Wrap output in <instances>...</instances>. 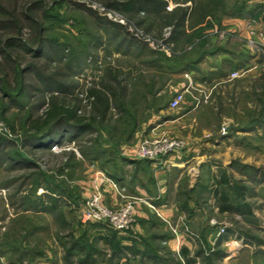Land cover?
Wrapping results in <instances>:
<instances>
[{"label":"rangeland","instance_id":"1","mask_svg":"<svg viewBox=\"0 0 264 264\" xmlns=\"http://www.w3.org/2000/svg\"><path fill=\"white\" fill-rule=\"evenodd\" d=\"M128 1L130 0H0L8 11L12 10L9 2H17L23 11L32 3L37 5L35 10L26 12L36 22L20 21L18 36L26 42L37 41L38 27L42 25L46 29L42 36L47 44L43 54L55 53L59 50L58 44L65 45L66 54L76 50L77 56H81L83 46H87L86 50H89L84 62L78 65L74 61L72 68L67 69L64 62L48 60L45 55L31 57L21 49H4L7 53L16 51L20 57L18 71L13 73L10 70L11 63L4 60L6 53L1 44L12 33L9 29L0 28V52L5 53H0V81L4 88L10 86L9 97L0 93V124L5 128L0 130V135L10 142L0 148V247L6 249L7 246L24 244L27 249L41 250L52 257L47 261L41 256L36 259L38 264H74L66 263L63 259V256H68L69 244L78 240L81 235L89 239L90 234H93L89 242H94V247H91L94 252L91 254H94L97 262H108L110 259L108 264H131V259H117L110 245L118 241L123 244L124 238L130 235L133 236L132 240L138 242V246L148 244L146 249H155L157 258L152 260V257L140 255V261L134 259L135 264H184L180 254L187 247L184 244L186 241L191 246L188 250L195 256L196 264H202L204 258L213 252L221 253V256L212 261L214 264H261L264 251V205L259 198L264 197V148L260 145L255 147L260 141L250 140L251 145L241 143L236 149L227 152L223 150L221 158L219 151L206 150L207 161L194 166V171L198 177L201 175L210 182L199 186L197 182L190 183L188 175L184 174L178 183L182 194L176 199L179 205L173 215L163 214L148 198L134 197L133 193H130L132 196L127 195L117 189L123 195L119 206L127 202H133L134 205V221L129 229H111L117 232L116 238L112 239V232L107 230L106 225L82 221L81 208L89 194L95 170L104 166L101 160L95 165L89 159H80V150H92L96 145L95 139L99 142L96 147L102 148V144L109 146L113 155L106 156L112 157L118 152L122 154L127 147H135L137 151L144 138L162 136L183 142L184 150L180 154H186L190 146L188 140L192 138H188L190 126H194L197 133L210 132V136L216 137V132L225 134L230 126L242 128L258 119L261 121L262 118V122L257 121L258 125L264 123V71L258 70L254 78H251L253 74H246L240 76V79H231L232 86L226 89L214 88L213 82H203V90L193 86L188 91L185 90V79H181L180 74L177 75L205 52L212 51L219 45L233 50L244 45L252 52L246 43L251 38L250 32L264 33V30L253 27L256 25L255 20L247 18L246 25L250 28L247 37L242 39L236 28L229 24L235 18H243L242 14L245 15L244 18L249 16L245 14L250 8L248 0H166L164 12L150 14H144L143 10L127 11L115 5ZM175 6L188 7L180 26L175 25L171 15L167 14ZM262 17L264 21V15ZM6 19L8 15L0 14V20ZM175 30L179 32L176 31L174 38ZM27 66H31L32 70L38 71L43 77L67 86L68 90L72 89L73 96L82 99L78 111L80 115L89 108L84 100L87 89L102 78L109 80L113 77L119 84L127 86L124 104L126 110L121 115L119 110H112L110 122L95 129L96 131L79 133L72 139L68 135L65 141L55 144L58 146L56 150H32L28 143L31 135L26 118L28 112L37 115L43 111L45 106L42 101L45 95L33 91V87L42 86L33 71L25 73L23 93L15 97L21 69ZM183 84L186 87L181 90ZM182 91L185 92L184 101L178 107L171 108L170 101ZM191 109L196 113L184 122L179 134L155 131L146 135L145 132L153 122H157V117L162 113L177 116ZM120 119H126V122H119ZM202 139L204 136L200 138ZM224 155L227 160H224ZM10 156L20 161L27 158V162L32 164L29 167H11ZM221 159L225 166H220ZM115 164L120 165V159ZM106 167L111 169L110 164ZM224 176L227 183L223 188L231 201L235 202V182L245 185L244 200L256 208L257 215L243 216L235 211L220 210L217 198L219 193H215V190L218 187L217 181L225 178ZM189 184L194 186L190 191L187 189ZM201 185H205V191L200 188ZM53 190H60L62 198L70 196L69 199H64L63 205H59L61 215L59 210L55 215H37L34 211L23 213L24 207L29 206L36 195L51 197L49 193ZM54 192L57 194V191ZM188 201L201 205L198 214H194ZM141 209L143 213L146 209L150 210L154 213V218L141 223L142 219L137 215V211ZM222 227L224 231L218 234ZM34 228L38 231L31 236ZM168 234L171 237L168 238ZM154 235L161 239H153ZM108 237L109 239H104ZM169 242L174 249H170ZM199 250L203 251L202 256L195 255ZM84 251H80L81 254L74 261L79 262ZM9 254L11 253L0 257V264H20L8 263L5 256Z\"/></svg>","mask_w":264,"mask_h":264},{"label":"trees","instance_id":"2","mask_svg":"<svg viewBox=\"0 0 264 264\" xmlns=\"http://www.w3.org/2000/svg\"><path fill=\"white\" fill-rule=\"evenodd\" d=\"M14 1V0H13ZM14 3V4H13ZM9 2L8 4H11L12 10L8 11L5 9V6H3L0 3V14L1 15H8V19L6 20H0V28L1 29H9V32L12 33L11 35L7 36L2 42V46L4 49L13 48L15 49H21L22 51L29 53L31 57L36 56H42L45 55L48 60H57V62L61 63L64 62L65 68L69 69L73 62L76 61L78 65H80L81 62H84L86 55L89 53V50H86V47L83 46V50L81 52V56H77L76 50L74 52H71L70 54H66L65 52V45L58 44L59 47L55 53L53 54H43V49L47 47L46 40L42 36V33L46 31L45 28L42 27V25H39L38 27V38L37 41L32 42H26L25 40L21 39L20 36V21L25 22H36L35 19H33L32 16L26 14L29 13L32 10H35L37 5L35 3H32L31 5L27 6L26 10L23 11L20 9L17 5V2ZM16 3V4H15ZM166 0H130L127 3L124 2V4L117 3L115 4L117 8H121L127 11L132 12H138L142 11L144 14H150V13H161L165 11L166 7ZM36 5V6H35ZM122 6V7H121ZM40 7V6H39ZM20 9V10H19ZM24 9V8H23ZM188 7L186 6H175L171 10L167 12V14L171 15V19L173 20V23L175 25L180 26L181 22L184 21V18L187 15ZM180 11V13L177 14V12ZM241 10L240 12H242ZM251 10L249 8L248 11L245 12V14L251 15ZM243 17L245 16L242 14ZM48 17V14L46 18ZM20 25V26H19ZM12 29V30H11ZM177 30H175L173 37L175 38V33ZM179 32V31H177ZM16 34V35H14ZM36 49L34 50V48ZM49 47V46H48ZM5 51V50H4ZM4 53V52H0ZM6 53V54H5ZM5 62L11 63L12 72L15 73L18 71V66L21 64L20 57L17 54L16 51H10L7 53L5 51ZM65 53V54H64ZM68 53V52H67ZM212 53V51H207L203 55L200 56L191 66H187L185 70H193L195 66L198 65V63L205 57L207 54ZM14 56H10V55ZM65 55V58L63 59V56ZM48 57H51L52 59H49ZM2 63L4 62L1 60ZM72 68V67H71ZM107 68V66H106ZM35 72L37 74V78L39 81H41L42 86H35L33 87L34 92H39L40 94L45 95L43 97V105L45 106L43 111L40 114L33 115V113L28 112L27 118H26V125L28 128V131L30 132V139L29 142L31 149H42V150H49L51 151L52 147L58 142L62 143L65 141V138L68 137V135L72 138L77 137V135L80 133H86L88 131H92L95 129H100L99 127L108 124L112 118V110L117 109L120 111V115L125 112L126 108L124 106L125 98H126V90L127 86L123 84H119V82L116 81L115 78L110 77L109 80H106L102 78L98 83H93L86 91V96L84 98L85 102H87V108L84 110L83 114L80 115L78 112L82 99L78 98L77 96H73L72 89L68 90V87H64L62 84H59L56 81L51 80L49 77H43V75H40L36 70H32L31 66H27V68L21 69V78L19 82V87L17 92H15V97H18V95H21L23 93V87H24V75L27 72ZM13 72V73H14ZM4 75L7 76L6 73ZM43 78H46L47 80H44ZM8 85V84H7ZM7 88L3 87V82L0 81V93L3 94L4 97H9V85L5 86ZM47 95V96H46ZM14 97V98H15ZM126 122V119H120L119 122ZM256 121V120H255ZM150 129V127L148 128ZM96 131V130H95ZM3 136L0 135V148H2L8 140L3 139ZM127 137H130L127 135ZM128 140L130 138H127ZM12 142V141H11ZM94 142L96 143L95 147L90 149H82L80 150V159H89L94 164H97L99 160L103 161V167H101L102 170H104L107 175L111 178H113L115 181L119 182L123 180L124 171L123 168L126 164L132 163L133 166L137 167L141 162H148L150 160L146 159H130L126 158L123 154L118 152L114 157L112 156H106L108 154L113 155V152L108 149L109 146L102 144V148L96 147L98 142V139H95ZM10 144V142H8ZM74 156V153H72ZM106 156V157H105ZM75 157V156H74ZM11 160V167L18 166V165H26L27 167L30 166V162L27 158H23V160L20 161L14 159L12 156L9 157ZM120 159L121 164L117 165L115 164L116 160ZM110 164L111 169H107L106 165ZM112 164V165H111ZM69 166V165H68ZM226 176V175H225ZM224 176V177H225ZM217 190H215V193H219V196L217 197L220 203V210L223 212H229V211H235L236 213H239L240 215L246 216L248 213V205L244 200V191L246 189L245 185L238 184L239 182H235L233 188H234V194H235V202H232L230 196L225 192L224 184L227 183V179L221 178L217 181ZM57 191V194H55ZM60 190H53L49 193L50 196L43 197L42 194L36 195L35 199H31L29 202V206L24 207L23 213H28L31 211H34L36 213L34 214H53L58 212L61 215V208L59 205H63L64 199L68 198L69 195L66 196V198H62V194L59 192ZM217 196V195H216ZM51 199V201L49 200ZM73 201V200H72ZM66 205V204H65ZM32 213V212H31ZM55 217V216H54ZM108 231H111V228L108 227ZM38 229L34 228L31 231V236H34ZM111 238L113 239L116 236V231H111ZM84 234V233H83ZM85 235V234H84ZM87 235V234H86ZM91 236L93 234H90ZM86 239V236H82L78 240H73L69 244V248L67 249V253L69 254L73 250H79L84 251L82 253L83 257L80 258L81 264H87L90 262L96 263V259L93 258L94 254H91L94 252V250L91 248L93 245V241L89 242L92 238ZM84 237V238H83ZM88 237V236H87ZM153 239H161L158 235L152 236ZM166 237V236H165ZM167 237H171L169 234ZM166 237V238H167ZM116 238V237H115ZM165 238V239H166ZM104 239H109L104 238ZM84 241V242H83ZM121 242L118 241L117 243L110 244L114 250L113 255H116L117 259L124 257L126 254L124 253V249H126L123 244H120ZM143 246V245H142ZM146 246L148 244L144 245L142 250L141 246H138V242L136 240H133L132 245L130 247H127V249L130 252H133L135 254L136 252H140L141 255H147L149 258L152 257V260H157L155 257V249H146ZM94 247V246H93ZM152 247V246H151ZM148 248V247H147ZM92 249V251H91ZM150 251V252H149ZM7 253H11L15 257L13 258L11 254L9 256H5L8 263H20V264H35V260L41 256L44 255V251L41 250H33V249H27L26 245L21 244L17 245L16 247L7 246L6 249L0 247V257H3ZM151 253V254H149ZM81 254V253H78ZM124 255V256H123ZM182 258L184 259V264H196L195 256L193 257V254L190 253L187 247H184L181 251ZM196 256H202L203 251L199 250L197 253H195ZM217 256H221L220 252H213L208 257H203L204 262L202 264H214V259ZM115 257V256H114ZM93 258V259H92ZM129 259V258H127ZM26 260V261H25ZM161 261H164L160 259ZM111 260L109 259L108 262ZM261 264H264V251H263V259L261 261Z\"/></svg>","mask_w":264,"mask_h":264},{"label":"crops","instance_id":"3","mask_svg":"<svg viewBox=\"0 0 264 264\" xmlns=\"http://www.w3.org/2000/svg\"><path fill=\"white\" fill-rule=\"evenodd\" d=\"M248 3L250 4V10L251 15H249L246 18H235L230 21L229 24L233 26V28H236L239 37L244 39L247 37L248 29L250 26L246 25L247 18L250 20H255L253 27L261 28L264 30V21L262 15H264V0H248ZM261 14V15H260ZM252 17V18H249ZM249 51V52H248ZM258 62H260V56L259 54L255 52H251L247 48H245L244 45L237 49H227L226 47H223L222 45L217 46L216 49L212 50V53L207 54L197 65L196 68L193 70H185L182 73H178L179 77L182 79H185L186 86L191 82L197 89H204L203 82L205 83H211L213 82L214 88H220V89H226L228 87L232 86V80L230 79L229 75L233 70L237 69H246V72L243 75L250 74L252 75L251 78H254L256 76V73L258 70L264 71L263 68H261L258 65ZM187 75V76H186ZM250 77V76H249ZM212 79V80H211ZM240 79L236 78L233 79L237 80ZM231 82V83H230ZM184 83V84H185ZM183 84V85H184ZM185 85L181 87V90L186 87ZM195 110L191 109L188 112L181 113L177 116H168L164 113L161 114V116L157 117V122H153L150 129H148L145 133L146 135H151L157 132H177L178 134L183 129L184 122L188 120V118L191 117V115ZM258 122H262L259 119ZM251 122L248 123L247 126L242 128H236L233 126H230L227 128V131L225 134H219L215 133L216 137L210 136V132H205L203 134L197 133L196 128H193L194 126H190L188 129V138L190 146L187 148L186 154H171L169 156H165L164 158H160L157 160H150L147 163L141 162L137 167L133 166L132 163H128L124 166L123 171V180L117 182L113 178L109 177L107 173L102 170L98 169L95 170L94 178L92 179L93 182L99 184L101 186L102 192H103V202L105 205H107L110 208H116L121 204V197L123 196L118 190L111 184L110 181H113L118 188H124L125 194L133 193L134 197H145L150 200L153 204H155L159 210L169 216L173 215L175 213L176 207H178L177 198L180 197V188L178 187L179 181L183 178L184 174L188 175V178L190 179V183H198L200 184H207L210 182L208 178H204L203 176H197V173L194 171V166H200L205 161H207L206 156V150L213 149L216 152H220V158L222 157V152L225 150L226 152L228 150L236 149L239 144L245 143L247 145H251L250 140L252 141H260L261 143L258 144L259 147L262 146V149L264 148V123H261V125H258V122ZM176 128H180L179 130ZM185 130V129H184ZM247 131V132H246ZM191 134L193 136H191ZM204 136V139L200 140L202 136ZM256 145V144H255ZM254 146V144H253ZM212 147V148H211ZM225 153V152H224ZM122 154L126 158L130 159H136L139 160L136 157V149L134 148H125ZM224 160H227L226 155ZM224 160L221 159L222 162H220V166H225ZM96 165V164H95ZM189 173H191L189 175ZM208 179V180H205ZM196 185L197 187H199ZM205 185L200 188L205 191ZM193 185L189 184L187 186V189L190 191L193 189ZM262 186H260L261 188ZM203 191V192H204ZM202 192V193H203ZM201 195V194H200ZM203 195V194H202ZM201 195V196H202ZM132 196V195H131ZM200 196V197H201ZM204 196V195H203ZM202 196V197H203ZM259 200L264 205V197L259 198ZM189 202V201H188ZM197 203V202H196ZM192 205V206H191ZM248 205V213L247 215H257L256 208L254 206ZM189 206L192 207L194 214L200 212L201 205H194L189 202ZM146 208V207H144ZM150 210L146 209V212L143 213L142 209L137 211V215L141 217V223L144 220L147 222V220L151 219V217L154 218V213H150ZM139 227V226H138ZM137 227V230L140 229ZM133 236H126L124 240L122 241L123 246L126 247L124 249V253L126 254L123 258L127 260V258L131 259V264L134 263V259L136 261H140V252H136L134 255L127 249V247H130L132 244ZM135 240V239H134ZM187 242V241H186ZM186 242H184L185 246L189 249L191 246H189ZM170 249H174L171 242H169ZM142 248L143 247H138ZM173 251V250H172ZM174 252V251H173ZM80 253L79 250H73L68 254L70 258H65L63 256V259L66 260V263H78L77 260L74 261V259L77 258V256ZM175 253V252H174ZM132 255V256H131ZM43 257L48 261L52 257L50 254L45 253ZM79 257V256H78ZM94 258V257H93ZM92 258V259H93ZM121 258V259H123ZM37 259H40L37 258ZM68 259V260H67ZM80 261V259H79ZM135 261V262H136ZM35 264H38V260H35ZM87 264H93V262L87 263ZM94 264H108L107 261H100L96 262ZM141 264V263H140Z\"/></svg>","mask_w":264,"mask_h":264},{"label":"built area","instance_id":"4","mask_svg":"<svg viewBox=\"0 0 264 264\" xmlns=\"http://www.w3.org/2000/svg\"><path fill=\"white\" fill-rule=\"evenodd\" d=\"M251 38L246 40L247 46L260 56V62L258 65L264 69V33L263 32H250ZM246 72V69L233 70L229 77L230 79L238 78ZM187 76V75H186ZM194 85L189 82L186 89ZM185 92H178L170 101V107H178L185 99ZM5 130L0 124V130ZM58 146L54 145L53 150H56ZM184 150V143L180 140L168 139L165 137L159 138H144L137 147L136 157L138 159L157 160L171 154H180ZM111 184L121 191H125L124 188H118L117 185L110 181ZM121 193V192H120ZM1 195V193H0ZM142 200V198H140ZM147 203V202H146ZM151 208L156 209L154 205L147 203ZM81 219L83 222L89 223H102L107 227L125 231L129 229L134 221V205L133 202H127L117 208H110L103 202V192L101 186L95 182H92L88 196L85 198L83 206L81 208ZM224 228H220L218 234H221ZM177 234V231H175Z\"/></svg>","mask_w":264,"mask_h":264}]
</instances>
